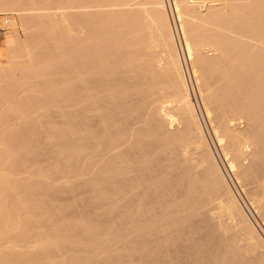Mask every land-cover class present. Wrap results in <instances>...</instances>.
<instances>
[{"label": "bare ground", "instance_id": "6f19581e", "mask_svg": "<svg viewBox=\"0 0 264 264\" xmlns=\"http://www.w3.org/2000/svg\"><path fill=\"white\" fill-rule=\"evenodd\" d=\"M0 264H264V0H0Z\"/></svg>", "mask_w": 264, "mask_h": 264}, {"label": "rangeland", "instance_id": "374dc122", "mask_svg": "<svg viewBox=\"0 0 264 264\" xmlns=\"http://www.w3.org/2000/svg\"><path fill=\"white\" fill-rule=\"evenodd\" d=\"M170 1H171V0H170ZM171 6H172V4H171ZM186 59H187V58H185V60H186ZM186 62H187V60H186ZM187 63H188V62H187ZM189 71H190V70H189ZM190 74H191V71H190ZM194 89H195V86H194ZM192 93H193V90H191V94H192ZM194 94H195V95H194ZM194 94H192V98H193V102H194V104H195V106H196V108H197V105H196L197 103H196V102L198 101V102L200 103V101H199V96H198V94H197L196 89H195V93H194ZM194 96H195L196 98H195ZM194 98H195V99H194ZM195 100H196V101H195ZM204 115H205V114H204ZM204 117H206V116H204ZM202 118H203V117H202V115H201V116H200L201 122L204 123V120H203V119H205V118H203V119H202ZM205 121H206V123H205V124H202V125H203V128L205 127L204 125H209L208 122H207V120H205ZM208 127H209V126H207V129H205L204 131L206 132V136H207V139H208L209 144H210V143H212V141L209 140L210 137H209V134H208V130H209ZM209 128H210V127H209ZM206 130H207V131H206ZM210 141H211V142H210ZM210 145H211V144H210ZM213 146H214V145L212 144V145H211V148H212L214 154L217 155V156L215 155V156L217 157V160H218V161L220 160L219 162H220V165H221L222 169H224V165L222 166V164H224L225 161L222 160V156L219 157V155H220L221 152H220L219 154L216 153V152H219V148H217V150L215 149L216 151H214V147H213ZM218 157H219V158H218ZM220 158H221V159H220ZM222 161H223V162H222ZM221 162H222V163H221ZM224 171H225V170H224ZM224 173H226V172H224Z\"/></svg>", "mask_w": 264, "mask_h": 264}, {"label": "built area", "instance_id": "2783aa9c", "mask_svg": "<svg viewBox=\"0 0 264 264\" xmlns=\"http://www.w3.org/2000/svg\"><path fill=\"white\" fill-rule=\"evenodd\" d=\"M5 24H8V21H5Z\"/></svg>", "mask_w": 264, "mask_h": 264}]
</instances>
